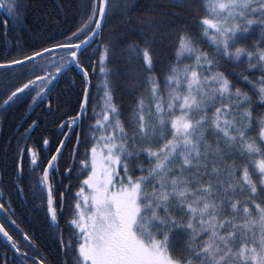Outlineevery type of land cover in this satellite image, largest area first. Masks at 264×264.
<instances>
[{
  "label": "snow or ice",
  "instance_id": "1",
  "mask_svg": "<svg viewBox=\"0 0 264 264\" xmlns=\"http://www.w3.org/2000/svg\"><path fill=\"white\" fill-rule=\"evenodd\" d=\"M25 7L23 0H0L5 37L9 19L20 22ZM116 7L113 0H85L75 29L62 39L0 63L20 69L0 81L7 92L0 107L33 91L37 103L65 73L78 69L82 79L77 111L60 118L56 147L48 138L28 145L34 120L16 152L18 176L25 160L35 174L61 264H264V0L142 8L135 18L140 36L126 49L129 62L138 61L125 81L133 95L127 108L116 102L108 67L114 45L104 33ZM177 8L192 21L176 26ZM136 9L137 0L122 5L125 13ZM169 26H175L173 59L158 74L154 45ZM97 67L103 94L93 104ZM0 212L25 242L21 247L0 222L13 252L0 264H54L13 219L10 198L0 197Z\"/></svg>",
  "mask_w": 264,
  "mask_h": 264
},
{
  "label": "trees",
  "instance_id": "2",
  "mask_svg": "<svg viewBox=\"0 0 264 264\" xmlns=\"http://www.w3.org/2000/svg\"><path fill=\"white\" fill-rule=\"evenodd\" d=\"M23 2L26 7L21 20L13 24L9 19L7 37L3 35L4 29L0 26V63L12 58H18V50L24 52H30L33 48L39 50L41 46H47L46 42L50 39H62L63 33L75 29V25L78 23L84 11L85 4V0H23ZM124 2L125 0H113V3L117 7L111 12L109 20L105 25L104 33L106 37L112 39L114 45L108 67L113 72L112 81L115 87L116 102L127 108L132 102L133 95L125 86V81L127 80L130 68L138 63V61L130 63L126 51L128 42L132 39H138L140 36V25L135 22V18L139 11L148 5H152L159 11V5L179 3V0H137V9L128 13L122 11ZM175 11L178 13L176 26L180 23L192 21L190 14H185L179 8L175 9ZM129 18L133 22H130ZM4 19H8V17L3 9V11H0V21ZM174 29L175 26L165 28L164 31L167 35L162 39L158 37L154 45L161 61L156 65L158 74L165 64L173 59L172 43L175 40ZM96 47V43L91 44V48ZM91 48L89 51H91ZM96 59L97 56L92 57L93 61ZM242 69L243 66L236 70L241 71ZM48 70L52 71V69ZM19 71L20 69L18 67L0 70V81H3L5 77L11 79L13 74ZM39 74L43 75L44 73ZM91 78L93 84L91 98L92 103L95 104L98 97L103 94L100 90L102 88L103 76L100 74L98 67L96 72L91 74ZM15 86H18V84ZM241 86L247 87L246 85ZM37 87H39V84ZM48 87L50 90L45 95H42L35 104L31 103V96H35L36 94L33 91L31 95H28V93L23 94L21 99L11 103L9 106L0 107V117L2 118L4 116L0 126V146L7 145L8 137L12 138L9 144L10 151L13 149L9 156L10 163H15L16 156L14 158V154L15 151L17 152L18 140L23 143L21 138L25 133V129H28L34 120H39V127L36 126L31 131L30 135L32 139L27 141L28 145L32 146L35 144L39 147L42 139L48 138L52 141L51 147L54 149L58 140L62 138L59 136L60 118L63 117L66 119L67 116H65V113L72 115L77 111L78 101L83 87L78 69L65 73ZM10 90H14V87ZM4 91L3 87H0V106L3 100L6 99L7 92L5 91L4 93ZM49 104H51V107H49ZM39 108L41 111H36ZM39 112L41 113V117H36L39 115L37 114ZM18 123H21V126L16 129ZM77 131H80V129L78 128ZM81 152H83V148H81ZM47 155L48 150H45L42 156ZM67 157L68 149L65 150L64 159H67ZM25 163L27 164V160H25ZM65 166L64 160H61V168ZM6 168L9 171L11 170L10 166H6ZM11 171H14V169ZM24 174H27L29 178L31 177L28 166H25ZM34 177L35 174L32 175V179L30 178L31 181L34 180ZM68 182V180L64 181L65 184ZM23 183L24 191L22 193L27 197L25 198V203L22 202L21 204L25 205V210L20 209L21 204L17 203L15 205L12 203L17 213L22 212L23 219H25V224L22 229L34 237L54 264H61V261L65 257L59 246L57 239L58 233L54 227L49 226L50 220L46 215V211L40 206V192L35 188H33L34 192H31L29 185L25 182ZM64 218H67V212L64 213ZM61 227L65 228L64 236L67 239L69 232L65 227L64 219L61 220ZM12 235L21 242V247H23L25 242L22 239L21 233H14ZM0 244V258L6 254L8 259L11 260L13 258V252L8 243L0 239Z\"/></svg>",
  "mask_w": 264,
  "mask_h": 264
},
{
  "label": "flooded vegetation",
  "instance_id": "3",
  "mask_svg": "<svg viewBox=\"0 0 264 264\" xmlns=\"http://www.w3.org/2000/svg\"><path fill=\"white\" fill-rule=\"evenodd\" d=\"M3 107H5V106H3ZM39 110L41 111L40 108L37 109L36 111H39ZM37 114H39V115L36 117H41L40 112ZM3 119H4V116L2 118L0 117V126H1V123L3 122ZM20 126H21V123H18V125L16 126V129L19 128ZM37 126L39 127V120H37ZM15 132H17V131L15 130ZM10 139H12V138H10V137L7 138V140H8L7 145L4 144V145L0 146V197H3L4 200H7L10 198L11 207L15 210V216L13 217V219L17 220V223L20 225V228L22 229V227L25 224V219H23L22 212L17 213L16 209L13 207V204L17 205V203L18 204H21L22 202L25 203V198L27 196H25L23 193L17 192L16 181H17V179H19L21 187L24 186L23 182L27 183L30 187V191L34 192L33 186H32V184L34 183L33 182L34 180L31 181V179H32L31 177L33 175L32 173H31V177H30L31 179L27 176V174H24V173L22 176H18L17 172L15 171V163L9 162V156H10L11 152L13 151V149L11 151L9 149V144L11 143ZM15 144H16V142H15ZM15 156H16V151L14 154V158H15ZM6 166H10L11 170L14 169V171H11V170L9 171L6 168ZM25 166H28V164L25 163ZM26 202H28V201L26 200ZM20 209L25 210V205L21 204ZM0 222L4 223L6 229L11 234H14V233L19 234V231L17 229H15L16 227L14 225H12L7 219L4 218L3 212H0ZM0 246H1V244H0Z\"/></svg>",
  "mask_w": 264,
  "mask_h": 264
},
{
  "label": "water",
  "instance_id": "4",
  "mask_svg": "<svg viewBox=\"0 0 264 264\" xmlns=\"http://www.w3.org/2000/svg\"><path fill=\"white\" fill-rule=\"evenodd\" d=\"M1 11L3 10V9H0ZM0 69H5V68H0ZM2 238H4L2 235H0ZM11 248V247H10Z\"/></svg>",
  "mask_w": 264,
  "mask_h": 264
},
{
  "label": "rangeland",
  "instance_id": "5",
  "mask_svg": "<svg viewBox=\"0 0 264 264\" xmlns=\"http://www.w3.org/2000/svg\"><path fill=\"white\" fill-rule=\"evenodd\" d=\"M0 75H1V74H0ZM4 93H5V91H4ZM4 93H3V94H4ZM6 96H7V94H6Z\"/></svg>",
  "mask_w": 264,
  "mask_h": 264
}]
</instances>
